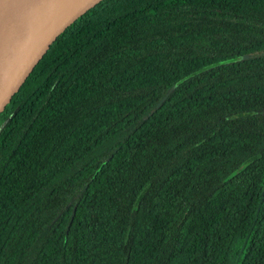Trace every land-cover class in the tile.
Wrapping results in <instances>:
<instances>
[{
  "label": "trees",
  "instance_id": "1",
  "mask_svg": "<svg viewBox=\"0 0 264 264\" xmlns=\"http://www.w3.org/2000/svg\"><path fill=\"white\" fill-rule=\"evenodd\" d=\"M0 264H264V0H102L0 113Z\"/></svg>",
  "mask_w": 264,
  "mask_h": 264
},
{
  "label": "water",
  "instance_id": "2",
  "mask_svg": "<svg viewBox=\"0 0 264 264\" xmlns=\"http://www.w3.org/2000/svg\"><path fill=\"white\" fill-rule=\"evenodd\" d=\"M102 0H0V113L57 37Z\"/></svg>",
  "mask_w": 264,
  "mask_h": 264
}]
</instances>
